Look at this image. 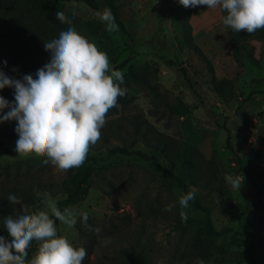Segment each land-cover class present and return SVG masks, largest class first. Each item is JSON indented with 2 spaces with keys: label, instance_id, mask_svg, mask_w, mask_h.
Returning <instances> with one entry per match:
<instances>
[{
  "label": "rangeland",
  "instance_id": "rangeland-1",
  "mask_svg": "<svg viewBox=\"0 0 264 264\" xmlns=\"http://www.w3.org/2000/svg\"><path fill=\"white\" fill-rule=\"evenodd\" d=\"M113 1L124 32L106 31L97 15L107 8L102 0H94L95 10L74 2H64L61 9L99 26V32L87 39L107 54L112 70L123 73L120 86L132 97V108L124 114L130 116L135 109L156 132L197 149L201 158L216 168L217 191L196 188L188 167L153 151L143 141L130 145L131 130L127 124H123V141L109 140L106 147L99 148V156L105 157L106 148L124 146L128 151L138 150L146 158H154L180 177L188 191L197 190L194 200L210 209L212 226L220 234H206L202 227L204 215L190 204L182 208L178 203L181 190L163 183L161 174L148 161L116 156L105 160L86 197L67 208L77 216L74 228L57 220L58 235L66 236L74 247L85 243L90 246L91 252L83 264H118L120 252L129 250L142 252L148 264H186L182 246L188 230L181 234L182 229H175L172 220L175 215L181 219L183 211L187 219L201 226L194 230L196 245L211 255V260L203 264H248L241 227L255 192L245 178L237 191L225 176L244 177V171L251 170L259 176L258 187H264V35L248 39L240 62H235L219 9L185 7L187 12L180 17L182 5L178 0ZM183 37L189 41H183ZM187 43L192 48H187ZM124 60L127 65L118 68ZM38 69L29 74L35 78ZM133 76L144 77L168 101L180 100L189 113L182 117L153 115L145 89ZM117 110L108 111L106 122L120 116V109ZM111 129L109 126L108 133ZM3 133L0 127V171L29 162L38 167L36 177L40 181L52 184L75 172L74 168L63 171L43 163L46 157L16 153L17 140L8 139ZM227 137L231 152L225 147ZM61 197L58 191L38 192L35 212L47 210L46 200L55 202ZM262 200L251 234L255 259L264 264V224H258L259 219H264V195ZM168 204L175 205L170 212L164 211ZM25 210L30 213L31 207L22 206L16 216ZM83 212L88 213L87 225L92 230L82 222ZM96 228L100 231L96 232Z\"/></svg>",
  "mask_w": 264,
  "mask_h": 264
},
{
  "label": "clouds",
  "instance_id": "clouds-1",
  "mask_svg": "<svg viewBox=\"0 0 264 264\" xmlns=\"http://www.w3.org/2000/svg\"><path fill=\"white\" fill-rule=\"evenodd\" d=\"M178 2L184 7L203 5L208 9H219L223 14L222 24L236 33L254 34L264 29V0ZM97 15L106 31H119L111 9L105 8ZM56 19L72 24L62 11L56 12ZM44 47L50 52V60L36 71L35 78L26 74L16 79L0 70V90L5 87L14 89V102L0 96V110L10 109L0 116V122H17L16 153L25 157L32 154L46 157L43 163L67 171L82 166L90 146L101 139L108 111L116 106L118 97L126 93L120 86L123 73L112 70L107 54L72 26L61 31L58 38L44 42ZM225 180L238 191L244 177L226 175ZM196 191L193 188L182 194L179 205L188 208ZM7 199L12 204H21L16 195L9 194ZM45 206L46 211L27 213L25 210L15 217L4 218V229L11 240L0 236V264H83L87 250L74 247L66 236L58 235L56 227L58 220L68 228H74L76 214L67 209L61 211L51 199L45 201ZM174 206L168 204L164 211L170 212ZM180 217L187 221L186 212L182 211ZM80 218L92 230L87 225L88 213H80ZM33 242L37 243V249L29 259ZM197 264H203V261H197Z\"/></svg>",
  "mask_w": 264,
  "mask_h": 264
},
{
  "label": "trees",
  "instance_id": "trees-1",
  "mask_svg": "<svg viewBox=\"0 0 264 264\" xmlns=\"http://www.w3.org/2000/svg\"><path fill=\"white\" fill-rule=\"evenodd\" d=\"M106 7L111 9L115 17V23L119 29L124 32L122 23L118 18V10L113 0H102ZM64 2L82 3L90 9H96L94 0H0V70L12 78L21 79L24 75L38 69L50 60V52L45 50L44 42H49L52 39L58 38L61 31L72 26L82 36L89 38L99 32V26L84 21L73 14L62 11ZM184 6L179 8L178 15L182 17L187 10ZM62 11L66 17L72 21L71 25L61 23L56 19V12ZM221 17L222 13L220 11ZM226 38L229 44V49L232 58L235 62H240L242 52L246 50L247 40L254 36L264 35V29L257 30L254 34H248L245 31L239 33L234 32L230 28L225 27ZM183 41H189L183 37ZM187 48H192L190 43L186 44ZM6 63V66L4 62ZM127 65V60H124L118 68H123ZM15 69V71H13ZM137 79V83L142 85L144 92L148 97L152 106L153 115L162 116L167 113L168 116L174 115L182 117L189 113L188 108L180 100L174 102L168 101L160 96L158 91L150 86L144 77L133 76ZM0 96H3L10 103L14 102V89L5 87L0 90ZM120 116L111 121H107L101 129V139L98 141V146H90L87 158L84 164L74 168L75 172L66 178L56 183H44L36 177L39 172L38 167H32L29 162H24L23 166L15 164L11 169L2 168L0 171V236H3L10 242L6 229H4V218L11 215L16 216L17 212H21L22 206L31 207L30 213L35 212L38 200V192L58 191L62 197L55 201L58 208L63 211L69 207L77 205L87 195L92 187L94 178L99 173V169L103 167L106 159L116 156L134 157L138 160L148 161L161 174L163 183L173 184L180 189L182 194L188 192L186 184L182 179L172 174L167 168L163 167L154 158H146V156L138 151H128L124 146L106 148L105 157L99 155V148L106 147L109 140L123 141V124L130 126V145L134 146L137 141H143L153 151L162 153L170 160L181 162L192 173V183L196 188L206 190L208 192L217 191L216 181L218 180L216 168L209 161L204 160L198 154L199 152L194 147H188L179 140H175L169 136H164L153 130L144 120L142 114L134 112L130 116L124 113L132 108V97H118V102L112 108L113 112H118ZM10 109L5 108L0 110V116L6 114ZM17 122L15 120L0 122V127L4 132L3 135L10 140H17L18 134L15 131ZM109 126H112L111 132L108 133ZM225 147L231 152L232 148L228 143V137L225 140ZM95 153V154H94ZM239 163L238 158L236 159ZM240 169V165L238 167ZM244 178L250 184L255 192V200L250 205L245 221L241 227V235L245 238L247 244L248 264H261L255 259L254 243L252 240L251 228L256 219L257 212L263 203L262 195H264V187H258L259 176L251 170L244 171ZM9 194L16 195L21 199V204H12L8 201ZM189 204L195 211H199L204 215L202 224L203 229L209 237H215L220 232L214 230L210 220V209L202 206L199 202L193 200ZM53 219H55L53 217ZM175 229L180 230L181 234L184 230H188L186 243L182 246L183 257L186 264H191L192 261L202 260L203 262L210 261L211 255H207L200 246L196 245V230L199 229L198 224L192 223V220L182 221L176 215L172 218ZM57 223V221H56ZM259 225L264 224V219L258 220ZM195 230V232H194ZM37 243L33 242L29 250V259H31ZM87 250L88 255L91 248L88 244L82 246ZM87 255V256H88ZM86 256V257H87ZM86 259V258H85ZM213 260V258H212ZM118 264H148L145 256L140 251H121Z\"/></svg>",
  "mask_w": 264,
  "mask_h": 264
}]
</instances>
